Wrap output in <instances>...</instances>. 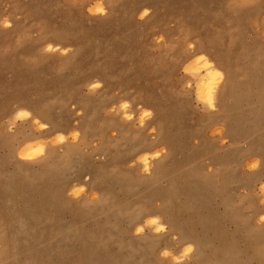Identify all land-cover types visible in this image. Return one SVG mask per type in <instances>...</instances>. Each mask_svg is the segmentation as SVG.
Wrapping results in <instances>:
<instances>
[{"label": "rangeland", "instance_id": "374dc122", "mask_svg": "<svg viewBox=\"0 0 264 264\" xmlns=\"http://www.w3.org/2000/svg\"><path fill=\"white\" fill-rule=\"evenodd\" d=\"M262 236L264 0H0V264H264Z\"/></svg>", "mask_w": 264, "mask_h": 264}, {"label": "bare ground", "instance_id": "6f19581e", "mask_svg": "<svg viewBox=\"0 0 264 264\" xmlns=\"http://www.w3.org/2000/svg\"><path fill=\"white\" fill-rule=\"evenodd\" d=\"M195 64L198 67H196V68H193L192 67L189 70L193 74L196 75L195 77L198 76L197 91H198V94H199L200 101L202 100L204 103H207L210 107H214L215 106V100H216L215 91H216L217 86H218V83H219L217 81H220L221 77H218V74L216 72V68H215L214 63L211 60H209L204 54H198V55H196ZM191 66H192V64H191ZM198 73H199V75H198ZM125 108H124V110H125ZM142 122H144V119L142 120ZM140 147H142V145ZM140 147L138 146L139 149H140ZM146 149H148V148L146 147L143 150H146ZM35 155H37V152H35L34 147H32L31 145L25 147L23 149L22 153H21V156L23 158H32ZM150 212L151 211H149V213ZM150 224H152L153 226L154 225L161 226L159 224V222L156 221V218L153 219L152 221H150ZM258 236H260V233H259ZM257 238L258 237H256V239ZM261 241H262V238H261V240H260L259 243H261ZM258 251H260V250H258Z\"/></svg>", "mask_w": 264, "mask_h": 264}, {"label": "clouds", "instance_id": "9594fccd", "mask_svg": "<svg viewBox=\"0 0 264 264\" xmlns=\"http://www.w3.org/2000/svg\"><path fill=\"white\" fill-rule=\"evenodd\" d=\"M146 12H147V10L145 11V14H146ZM94 87H95V86H94ZM146 114H147V113H146ZM41 127L44 128V127H46V125H41ZM75 135L78 136L79 133H76Z\"/></svg>", "mask_w": 264, "mask_h": 264}]
</instances>
